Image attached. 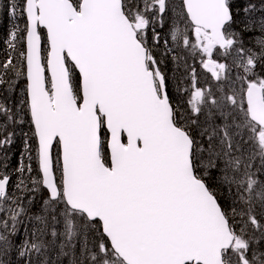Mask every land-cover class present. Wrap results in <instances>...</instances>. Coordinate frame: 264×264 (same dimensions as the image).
I'll return each instance as SVG.
<instances>
[{"label": "water", "instance_id": "1", "mask_svg": "<svg viewBox=\"0 0 264 264\" xmlns=\"http://www.w3.org/2000/svg\"><path fill=\"white\" fill-rule=\"evenodd\" d=\"M183 4L190 22L224 48L225 0ZM24 12L26 97L49 198L61 193L69 209L98 220L125 264H225L233 235L216 198L194 174L191 138L172 121L158 76L156 90L136 37L141 25L130 23L121 0H80L77 8L70 0H25ZM38 28L48 43L45 64ZM66 59L79 75V102ZM243 96L248 118L264 129L262 86L251 82ZM101 128L109 165L100 155ZM8 184V176L0 178V200Z\"/></svg>", "mask_w": 264, "mask_h": 264}, {"label": "rangeland", "instance_id": "2", "mask_svg": "<svg viewBox=\"0 0 264 264\" xmlns=\"http://www.w3.org/2000/svg\"><path fill=\"white\" fill-rule=\"evenodd\" d=\"M15 1L0 0V113L5 115L0 120V177L9 176L8 161L15 158L16 151L25 150L31 125L26 97L25 42L23 54H19L6 44L10 34L1 29L4 19L8 20V8ZM71 1L78 7L80 0ZM226 4L232 19L222 27L226 45L220 49L206 31L190 23L182 0H122L130 23L141 25L137 36L146 47L148 66L157 64L163 74V91L169 95L173 118L197 142L195 159L199 171L207 177L240 232L239 239L224 253V262L242 264L240 259L244 258L247 264H264V130L248 119L243 99L249 82L255 81L264 88V0H226ZM24 6L25 0H20V23L26 31ZM38 33L45 64L48 43L44 29L38 28ZM66 65L73 95L80 99L79 75L67 59ZM46 83L49 89L47 76ZM208 154L211 165H207L209 172L204 173ZM52 159L56 182L61 186L57 141ZM22 169V177L27 179L25 185L32 183L31 154L28 165ZM10 185L14 189L15 185ZM14 193L18 195L15 190H7L0 200V264H40L44 256L47 264H81L92 252L89 245H93L92 240L87 239L90 228L86 224H82L86 227L83 241L78 238L73 244H63L54 236V232L70 228L75 235L76 226L61 227L64 218L55 227L49 248L45 246L42 230L49 227L43 225L51 224L57 215H67L66 211L55 206L53 212L45 215V208L34 210L30 195L11 200ZM57 199L64 202L61 193ZM40 212L45 219L35 218ZM96 249L103 254L102 247Z\"/></svg>", "mask_w": 264, "mask_h": 264}, {"label": "trees", "instance_id": "3", "mask_svg": "<svg viewBox=\"0 0 264 264\" xmlns=\"http://www.w3.org/2000/svg\"><path fill=\"white\" fill-rule=\"evenodd\" d=\"M19 2L20 0H17L15 2H12L8 8V20H5L4 27L1 28L3 30V33L10 34V40L6 44H9L10 47L14 48L19 52V54H23L24 51V36H25V25H21L20 23V11H19ZM139 34V32H138ZM18 35V36H17ZM6 39V37H4ZM11 54V51L10 53ZM13 54V53H12ZM10 60H8L9 65H11ZM161 69V67H160ZM5 115L3 113H0V120L3 119ZM8 133V132H5ZM101 136L103 138V143L106 139L105 132H101ZM193 142V148H192V163H193V170L199 179H201L205 185L208 187V189L211 191V193L216 198L218 204L220 205L226 219L228 222H231V218L228 216L226 210L222 206V202L218 195L212 190L211 185L205 175H203L197 165V161L195 159V153L197 148V142L193 135H190ZM2 137H0L1 139ZM28 144L24 151H16L15 158L12 161H8V164L11 168V172L9 173V185L7 190H15V193L10 198L11 200L14 199H21L23 194H28L33 199V205L36 206L35 209H43L45 208L44 214L47 215L50 211L53 212L55 206H60L64 211H66L67 215L63 217H57L53 218L51 221V224L43 225V227H49L47 231L42 230V236L41 239L45 246L50 245V241L53 235V232L55 230V227H58L59 220L61 218L65 219V222L60 224L62 227H79L83 226L82 224H86L89 226L90 230L88 231L90 234V239L92 240L90 244V247L93 248L92 252L83 258V261L81 264H124L112 251L110 245L108 244V241L106 238L103 237L101 233V229L99 226V223L95 220L94 222H88L85 218V216L79 212L70 210L66 204L63 201H59L58 199L52 200L49 198V195L47 191L41 186L40 181V174L38 169V162H37V153H36V139L33 131L32 124L28 127ZM32 155V165L34 167V171L32 172L31 176L33 177V182L30 184H26L27 179L22 177L23 173V166L28 165V156ZM210 154L207 155L205 159L206 166L204 167V173L209 172L210 169V163L211 159L208 158ZM102 158L103 160L108 163V154L106 151L105 146L102 147ZM209 165V166H207ZM20 167L18 172L16 173V169ZM30 179V178H29ZM210 180V179H209ZM13 184V187H11L10 184ZM33 210V211H34ZM46 216H44V219ZM71 220V221H70ZM262 222V221H261ZM263 223V222H262ZM264 224V223H263ZM88 229V227H87ZM99 241V243H96ZM97 247L103 248V254L97 252ZM261 252V251H260ZM40 264H47L46 263V256H44L41 259Z\"/></svg>", "mask_w": 264, "mask_h": 264}, {"label": "bare ground", "instance_id": "4", "mask_svg": "<svg viewBox=\"0 0 264 264\" xmlns=\"http://www.w3.org/2000/svg\"><path fill=\"white\" fill-rule=\"evenodd\" d=\"M44 216L45 215L42 212H40V213L35 215V218L42 219V218H44ZM75 230H76L75 235L71 234V228H70V229H63L61 231L54 232V236L57 239L61 240V242L63 244H73L78 238L81 239V241H83L82 237L84 236V234L86 232V227H83V226L75 227ZM26 238L23 239L24 242H26ZM87 239L88 240L90 239L88 237V235H87Z\"/></svg>", "mask_w": 264, "mask_h": 264}, {"label": "flooded vegetation", "instance_id": "5", "mask_svg": "<svg viewBox=\"0 0 264 264\" xmlns=\"http://www.w3.org/2000/svg\"><path fill=\"white\" fill-rule=\"evenodd\" d=\"M251 82H255V81H251ZM249 83H250V82H249ZM249 83H248V84H249ZM248 84H247V85H248ZM247 85H246V86H247ZM261 86H262V85H261ZM262 89H263V91H264L263 86H262ZM167 96H169V95H167ZM168 99H169V97H168ZM169 101H170V99H169ZM170 103H171V102H170ZM231 228H232L233 233H234V235H235V237H234V241H233V243H232V244H234V242H235L236 240L239 239V236H238L239 231L237 230L236 225H235V223H234L233 220L231 221Z\"/></svg>", "mask_w": 264, "mask_h": 264}]
</instances>
